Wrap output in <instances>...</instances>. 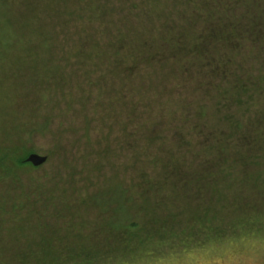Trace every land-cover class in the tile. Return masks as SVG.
I'll use <instances>...</instances> for the list:
<instances>
[{"label": "trees", "instance_id": "trees-1", "mask_svg": "<svg viewBox=\"0 0 264 264\" xmlns=\"http://www.w3.org/2000/svg\"><path fill=\"white\" fill-rule=\"evenodd\" d=\"M1 1L7 11L11 7L13 10L17 3L20 10L17 20L24 27H30L31 20L40 21L39 11L43 14L42 22L33 26L35 30H25V35L27 32L38 35L36 46L27 45L20 52L34 56L31 57L34 72L47 62L54 46L50 42L58 35L48 28L52 17L48 9L53 3L56 2V8L50 12L63 27L67 26L65 30H73L71 23L74 16L82 15L79 12L87 20L77 49L67 50L71 58H87L89 52L92 57L91 49L102 43L98 31L93 27L89 29V21L101 19L105 27L111 29L108 46L115 50L114 53L108 57L98 51L96 56L105 59L96 66L97 71L87 69L84 76L88 78L108 69V74L97 75L88 83L108 89L106 95L112 94L110 99L114 98L117 106L126 105L127 112L118 114L117 120L120 125L124 117H128L127 123L131 125L127 132L130 126L123 124L122 132L128 134L121 146L131 150L132 162L120 163L122 168L132 171L144 164L154 168L150 173H138L141 179L138 187L134 186V192L121 190L122 181H114L119 190L109 191L107 199L111 200L113 207L110 208L115 212L123 211L130 204L133 212L128 222L118 223L113 216L104 215L108 219L100 216L101 220L95 222L88 234L93 246L83 243L88 248L83 247L82 251L71 246L74 248L68 247L67 254L92 264L97 258L112 259L119 252L121 264H128L154 254L155 247L159 246L157 243L172 246L180 241L182 246H204L258 234L264 237V0H173L171 3L168 0H126L119 7L117 20H114L116 7L111 5L112 0H77L81 7L76 10H71L70 0ZM154 11H161L158 12L160 18L150 17ZM9 13L13 23L15 14ZM73 32L78 34V29ZM74 38L68 36L71 41ZM39 49L45 57L36 62ZM34 50L37 52L33 54ZM157 69L161 73L156 74L165 81L162 90L157 82L146 81ZM57 78L56 86L59 87L60 79L65 78L63 75ZM140 80L144 85L140 86ZM251 91H256V96L255 92L250 94ZM211 97L218 99L217 107L211 109L214 118L209 114L206 101ZM169 100L174 102L172 120L166 122L172 135V139L166 138V141L174 142L170 145L164 141L161 129L165 128L166 119L163 106L170 105ZM249 104L254 105V109ZM234 105L239 106L240 118L232 113ZM38 127L28 125L21 129L17 124L15 131L3 140L0 170L9 173L12 179L18 175L17 170L30 164L25 156L18 155L28 141L23 135L36 132ZM3 128L5 132V126ZM4 142H7L5 146ZM119 142L120 139L117 145ZM34 168L41 169L40 166ZM52 168V172L42 176L44 182L40 185L50 194L37 198L29 206L26 204L28 211L17 206L13 211L15 216H20L25 210L29 219L26 224L35 232L46 231L39 236H25L19 247L18 243L14 244L18 240H11L8 247L13 246L15 254L10 253L20 264H58L61 258V251L54 247L63 242L62 237L49 234L57 229L43 227H49L45 221L53 210L71 212L73 206L69 201L73 197L70 195L77 189L70 169L67 174L70 183H65L64 167L55 164ZM66 184L69 188L64 187ZM59 185L67 192L55 194L54 187ZM227 190L232 196L224 193ZM62 195L64 205L59 197ZM101 199L105 198H100V202ZM8 201L21 205L14 197H9ZM3 204L4 201L0 203V210ZM227 210L236 215L232 225L221 220L222 212ZM36 213L41 218L36 219V223L30 222ZM88 223V219H84L82 227ZM178 228L183 231L189 228L194 234L182 236L184 233L178 232ZM230 228L232 231L228 230ZM0 229L4 230L2 221ZM2 240L4 237H0V245L4 243Z\"/></svg>", "mask_w": 264, "mask_h": 264}, {"label": "rangeland", "instance_id": "rangeland-1", "mask_svg": "<svg viewBox=\"0 0 264 264\" xmlns=\"http://www.w3.org/2000/svg\"><path fill=\"white\" fill-rule=\"evenodd\" d=\"M172 1L168 0L167 2L171 3ZM105 2L107 6L110 5L109 1ZM137 2L143 1L137 0ZM125 3L126 0H112L111 5L116 7V12L113 14L114 20L118 18L119 7ZM8 5L12 6L10 3ZM16 5L17 3H14V9L12 10L11 7L10 11H7L6 5L0 0V158L4 154L3 140L8 139L7 136L15 131L18 124L21 129L28 125L39 126L38 129L36 128V132L23 135V138L28 141L24 142V148L19 150L18 155L25 156L26 159L30 153L35 152L47 155L48 160L38 170L34 168L37 166L32 165L30 162L31 165L26 163L22 169H16L15 173H18V175H15L14 179L6 171L0 170V194L3 197L0 199V203L5 202L3 210H0V221L4 224V230L0 229V237H4V240H2L4 243L0 245V264H20L13 259L10 253L15 254V248L11 245L8 247L11 240H18L14 241V244L18 243L17 246L19 247L24 242L25 236H39L46 232H35L26 224L29 219L28 213L25 214V210L20 216H15L13 211L15 206L28 211L29 203L37 201V198H44L45 194H50L47 189L45 191L40 185L44 182L42 176L46 172H52V167L55 164L64 167V169L62 168V174L66 173V175H63V182L65 183H70V178L67 177L70 169L74 175L73 179L77 190L74 195H70L73 197L69 201L73 206L71 212L69 210L61 212L53 210L49 213L50 215H47L48 218L45 217L47 218L45 223L49 227H43V229H57V231L49 232V234L52 235L53 233V236L62 237L63 239L62 243L58 242L54 247V249L61 251L58 264H87L82 260H78L79 257H72L67 252L70 248H74L71 246H75L76 250L82 251L83 247L88 248L84 244H93V240H90L88 234L90 229L95 226V222L101 220L100 216L103 219H108L106 216H113L118 223L128 222L131 219L133 210L129 208L130 204L128 207L123 208V211L117 210L118 213L110 208L113 206L111 200L109 202L107 199L109 191L112 188V193L117 191L116 188L119 190V187L114 185V181H122L121 190L126 189V191L132 193L135 191L134 186L138 187L137 182L141 179V175L138 173L140 171L150 173L154 171V168L144 164L142 168H135L131 171V168H122L120 164L132 162L131 150L128 148L123 149L121 146L124 137L126 138L128 134L122 132L123 124H128V117H124L123 124L120 123V125L117 120L118 114L123 115L127 112L126 105L121 106L119 104L117 106L114 98L110 99L112 94L106 95V93L109 94L108 89L102 90L88 83L89 80H94L97 75L108 74L109 70L107 68L111 64L106 66L107 71L103 73H94L88 78L84 76L87 69L93 72L97 71L96 66L100 64L102 59H105V57L99 59L96 56L98 51L103 53L104 56L108 55V57L114 53L115 50L108 46L110 44L109 34L111 29L105 27V23H102L101 19L94 20V22L89 21V29L93 27L98 31V38L102 43L91 49L94 57H90L89 52L87 58L75 57L77 60L71 58L67 50L77 49L78 46L76 45L79 44L81 37L84 35L82 28L87 27V20L84 18L83 13L79 12L82 15L74 16L71 23L73 30L78 29V34H74L73 30H65L67 26L63 27L59 20L53 17L55 14L50 12V9L56 8V2L53 3L48 9L49 14L52 15L51 20L48 21V28L58 35H55L56 38L50 42L54 46L52 54L47 57V62L39 65L34 72L33 68L35 67L31 63V57L34 56L30 57L27 54L30 57L28 58L26 53L22 55L20 52L27 45L36 46L38 35L35 36L32 32H27L25 35V30H35L33 26H37L40 21L42 22L43 14L39 11L40 21L33 22L31 20L30 27H24L22 26L23 23L17 20L20 10ZM69 6L71 10H76L81 7V2L70 0ZM9 12L15 14L16 20L15 17H12L13 23L9 19ZM158 12L161 11H154V14H151L150 17L160 18ZM62 17H66V15ZM68 36L76 38L71 41ZM60 48L63 52H60ZM36 50L32 53L37 52ZM38 51L40 53L39 57L35 59L36 62H40L45 57V53H42L41 49ZM129 57L130 62L133 64V56L130 55ZM156 73H161V70L157 69L154 72L155 75H151L146 81L150 84L157 82L158 88L162 90L165 81H163V77H159ZM62 75L65 79H60L58 87L56 86V78L57 76L61 78ZM89 75L90 72L87 76ZM140 82V86L144 85L141 80ZM254 92L256 96V91H251L250 94ZM172 101H168L170 105L163 106L166 109L165 128L161 127L165 135L164 141H166V138L172 139L166 125L167 121L172 120L171 116L174 112L173 110L171 113V108L174 107ZM206 101L209 103V114L213 117L211 109L214 106L217 107L218 99L211 97ZM248 106L254 109V105L249 104ZM232 113L240 118L239 106L234 105ZM3 125L5 126V132ZM46 125L48 127H45ZM128 126L130 127L127 132L131 130V125L128 124ZM17 137L16 134L15 139ZM118 139H120L119 145H117ZM166 142L169 145L174 143L172 140ZM6 143L4 142V146ZM57 170L58 166L54 169V172H57ZM58 187H60V190L57 189ZM58 187H54L57 191L54 193L60 195L62 191L63 194L67 192L64 187L69 188L67 184L64 187L62 185ZM107 191L108 195L105 193ZM8 192L10 195H8ZM224 193L227 196H232L230 190ZM9 197H14L21 205H15L14 202L10 203L8 201ZM59 197L60 200L63 199L61 205H64L63 195ZM100 198L105 199H101L102 202H100ZM173 199L176 201L177 197L175 196ZM61 208L64 209V206ZM57 214L60 216L54 218L53 216ZM13 216L15 217L12 218ZM235 217L236 215L231 210H227L222 212L221 220L227 225H232ZM40 218V215L36 213L35 216L33 215L30 218V222L36 223ZM84 219L89 221L86 227H82ZM228 230L232 231L231 228ZM177 231L183 232L182 236L194 234L189 228L185 231L178 228ZM228 235L231 236L232 233ZM157 244L159 246L155 247L154 254L146 255L140 262L136 261L139 263L130 262L128 264H264V237L260 234L250 238L210 242L204 246L193 244L182 246L180 241L175 242L172 246H169L168 243ZM118 254L119 252H116L115 257L109 260H98L97 258L92 264H121Z\"/></svg>", "mask_w": 264, "mask_h": 264}, {"label": "water", "instance_id": "water-1", "mask_svg": "<svg viewBox=\"0 0 264 264\" xmlns=\"http://www.w3.org/2000/svg\"><path fill=\"white\" fill-rule=\"evenodd\" d=\"M48 160L47 155H41L39 153H30L28 157L26 158L27 162H30L34 166H41L45 164Z\"/></svg>", "mask_w": 264, "mask_h": 264}]
</instances>
